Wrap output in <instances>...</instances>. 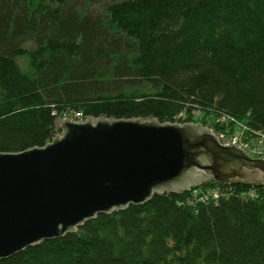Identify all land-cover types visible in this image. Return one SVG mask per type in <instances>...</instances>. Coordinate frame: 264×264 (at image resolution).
I'll list each match as a JSON object with an SVG mask.
<instances>
[{
  "label": "trees",
  "instance_id": "1",
  "mask_svg": "<svg viewBox=\"0 0 264 264\" xmlns=\"http://www.w3.org/2000/svg\"><path fill=\"white\" fill-rule=\"evenodd\" d=\"M67 109L225 112L264 131V0H0V152L43 146ZM215 186L216 200L191 189L98 214L0 264H264V186L197 189Z\"/></svg>",
  "mask_w": 264,
  "mask_h": 264
},
{
  "label": "water",
  "instance_id": "2",
  "mask_svg": "<svg viewBox=\"0 0 264 264\" xmlns=\"http://www.w3.org/2000/svg\"><path fill=\"white\" fill-rule=\"evenodd\" d=\"M41 147L0 152V259L74 232L98 214L143 204L214 180L264 186L251 158L200 122L57 117Z\"/></svg>",
  "mask_w": 264,
  "mask_h": 264
},
{
  "label": "built area",
  "instance_id": "3",
  "mask_svg": "<svg viewBox=\"0 0 264 264\" xmlns=\"http://www.w3.org/2000/svg\"><path fill=\"white\" fill-rule=\"evenodd\" d=\"M198 111V110H197ZM195 111H193L194 113ZM55 114V112H54ZM214 118H210L208 120V124L205 126L211 129V132L218 138V140L222 142V138L226 137V139L232 143L234 146L242 149L248 156L251 158H257L261 155L264 159V131L259 129L251 128L247 125L246 122L238 119L237 117L225 113H214ZM193 115V114H192ZM195 115L192 117L194 118ZM58 117L61 119H70L76 122H82L86 118L82 111L67 109L62 111ZM208 118V119H209ZM178 123L188 122L184 118V113L180 112L175 117V121ZM194 122V121H191ZM215 123L217 125H213ZM192 189V196L201 201H208L209 199L216 200L221 194L222 191L218 186L200 190L197 187L189 188ZM245 197H254L256 196V192L252 189L243 193Z\"/></svg>",
  "mask_w": 264,
  "mask_h": 264
},
{
  "label": "rangeland",
  "instance_id": "4",
  "mask_svg": "<svg viewBox=\"0 0 264 264\" xmlns=\"http://www.w3.org/2000/svg\"><path fill=\"white\" fill-rule=\"evenodd\" d=\"M19 62H20L21 67L23 68L24 67L23 59H20ZM193 115H195L194 116L195 119L199 118L200 116H203L204 117L203 119L206 120L207 123H208V120L207 119H208V117H210V115H208V113H206L204 110H198V111L195 110V112L193 113ZM186 117L187 116L184 115V118L185 119H186ZM212 117L214 118V116H212ZM197 122H199V119H197Z\"/></svg>",
  "mask_w": 264,
  "mask_h": 264
}]
</instances>
